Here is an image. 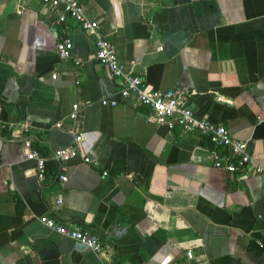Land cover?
Here are the masks:
<instances>
[{"label": "crops", "instance_id": "crops-1", "mask_svg": "<svg viewBox=\"0 0 264 264\" xmlns=\"http://www.w3.org/2000/svg\"><path fill=\"white\" fill-rule=\"evenodd\" d=\"M79 1L127 70L155 91L189 89L194 117L246 143L250 163L215 168L197 132L149 123L145 107L119 98L120 80L71 19L63 30L38 0L21 12L20 0H0V264H264V0ZM63 34L73 42L65 60ZM76 136L77 156L52 161ZM25 138L46 158L43 181ZM40 217L81 229L102 251Z\"/></svg>", "mask_w": 264, "mask_h": 264}, {"label": "built area", "instance_id": "built-area-1", "mask_svg": "<svg viewBox=\"0 0 264 264\" xmlns=\"http://www.w3.org/2000/svg\"><path fill=\"white\" fill-rule=\"evenodd\" d=\"M32 1L20 0L18 12H21ZM38 1L47 13L54 15L55 23L63 27V30L67 19H71L84 33L94 38L95 59L107 68L112 77L120 80L119 98L122 100L133 99L137 105L145 107L147 109V122L165 127L169 131L176 127L183 131H195L213 146L214 150L210 153V158L215 168L230 174L241 173L245 170L250 163L246 143L234 140L224 126L212 124L206 118H195L188 106V99L191 95L189 89L185 87L166 91L150 89L140 77L127 70L126 65L118 58L114 45L99 32L98 21L91 19L86 14L85 7L79 0ZM72 49V39L63 34L56 44L57 56L62 60L68 59L71 57ZM75 64H80V61L76 60ZM100 102L104 107H115L119 103L116 99H101ZM78 113L79 105L73 104L67 119L74 124ZM61 127V123L56 124V128ZM69 132L73 133V129L71 128ZM81 140V136H76L75 146L53 151L50 156L51 160L61 165L74 158L78 154V144ZM22 144L26 158L35 162L37 179L43 181L47 171L46 158L31 147L29 138H25ZM84 162H90V159L84 158ZM61 170L62 174L59 176V180L66 182L65 170L63 168ZM261 172V168L255 169L256 174ZM61 205L62 198L59 197L56 200V206ZM39 221L51 231L86 246L95 254L102 251L101 243L79 228L64 226L54 218L49 217H40ZM256 244L259 249H264V241L259 240Z\"/></svg>", "mask_w": 264, "mask_h": 264}, {"label": "trees", "instance_id": "trees-1", "mask_svg": "<svg viewBox=\"0 0 264 264\" xmlns=\"http://www.w3.org/2000/svg\"><path fill=\"white\" fill-rule=\"evenodd\" d=\"M205 143H206L208 146H211V144H210L208 141H205ZM258 238H260V236H259V235H255V236H254V239H253V242H254L256 239H258Z\"/></svg>", "mask_w": 264, "mask_h": 264}]
</instances>
